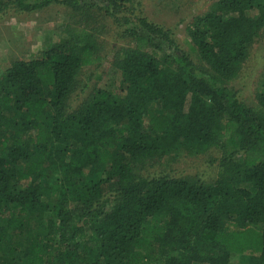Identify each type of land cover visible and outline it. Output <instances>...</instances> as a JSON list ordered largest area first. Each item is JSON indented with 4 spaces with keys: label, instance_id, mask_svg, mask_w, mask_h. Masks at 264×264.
Wrapping results in <instances>:
<instances>
[{
    "label": "trees",
    "instance_id": "16d2710c",
    "mask_svg": "<svg viewBox=\"0 0 264 264\" xmlns=\"http://www.w3.org/2000/svg\"><path fill=\"white\" fill-rule=\"evenodd\" d=\"M142 1L0 0V18L60 6L77 19L0 74V264H264V75L254 106L230 87L264 0L196 15L197 61ZM108 20L114 77L70 112ZM212 151L213 182L143 173Z\"/></svg>",
    "mask_w": 264,
    "mask_h": 264
},
{
    "label": "rangeland",
    "instance_id": "374dc122",
    "mask_svg": "<svg viewBox=\"0 0 264 264\" xmlns=\"http://www.w3.org/2000/svg\"><path fill=\"white\" fill-rule=\"evenodd\" d=\"M215 0H143L142 11L154 23L173 29L182 48L197 61L196 55L189 48L187 27L196 15L204 13ZM77 19L65 8L53 6L30 15H10L0 18V74L13 61L29 60L39 55L45 44L57 42L67 26H74ZM109 21V20H108ZM107 22V21H106ZM100 37L102 60L82 70L79 86L72 95L68 105L70 112L75 111L94 89L106 86L114 77L113 48L119 37L116 27L109 21L107 29ZM122 41V40H121ZM264 75V34L256 40L249 61L243 67L240 76L230 83L238 93L241 101L249 106L256 105V94ZM219 155L214 151L200 156H191L183 152L177 160L152 162L144 170L145 176L170 175L187 177L200 182H213L217 178V164L213 162ZM238 255L231 260L232 264H242Z\"/></svg>",
    "mask_w": 264,
    "mask_h": 264
}]
</instances>
